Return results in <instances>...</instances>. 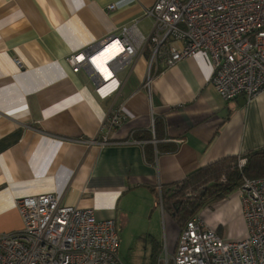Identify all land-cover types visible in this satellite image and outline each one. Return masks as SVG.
<instances>
[{"label": "crops", "instance_id": "crops-1", "mask_svg": "<svg viewBox=\"0 0 264 264\" xmlns=\"http://www.w3.org/2000/svg\"><path fill=\"white\" fill-rule=\"evenodd\" d=\"M124 2L113 12L106 7ZM155 0H0V233L21 229L16 201L53 194L63 206L113 219L142 249L126 264H156L174 254L179 225L161 214L154 190L181 182L227 157L264 148V91L224 101L211 85L201 54L171 67L158 64L143 87L148 50L118 74L121 86L100 100L85 69L67 58L94 47L121 25L137 21L147 37L153 21L143 10ZM16 62H19L17 65ZM124 122L100 140L114 110ZM236 192V191H235ZM237 192L195 215L223 239L245 236ZM137 252H133L136 253Z\"/></svg>", "mask_w": 264, "mask_h": 264}, {"label": "built area", "instance_id": "built-area-1", "mask_svg": "<svg viewBox=\"0 0 264 264\" xmlns=\"http://www.w3.org/2000/svg\"><path fill=\"white\" fill-rule=\"evenodd\" d=\"M122 4H110L106 10L113 12ZM142 15L153 21L149 36H143L133 21L67 58L73 73L88 72L98 99L118 92L117 74L145 49L146 89L158 64L168 68L201 54L211 66V85L224 101L240 95L250 100L264 91V0H155ZM124 120L120 110H114L101 125L100 140L83 143H111L109 133ZM244 164L240 158L238 169ZM235 191L245 222L243 238L223 239L193 215L179 227L173 256L156 264H264V177H243ZM157 192L162 209L161 186ZM198 195L195 190L184 193L185 198ZM16 210L22 227L0 233V264H124L117 253L113 219L98 220L90 209L63 206L53 194L20 198Z\"/></svg>", "mask_w": 264, "mask_h": 264}, {"label": "trees", "instance_id": "trees-1", "mask_svg": "<svg viewBox=\"0 0 264 264\" xmlns=\"http://www.w3.org/2000/svg\"><path fill=\"white\" fill-rule=\"evenodd\" d=\"M245 164L238 169V160ZM243 177L256 179L264 177V148L249 152L240 157H227L192 172L181 182L161 187L162 209L178 225L195 215L202 207L220 201L241 185ZM224 182H221V179ZM209 186V187H208ZM203 188L197 197H184L188 189ZM158 203V192L155 190Z\"/></svg>", "mask_w": 264, "mask_h": 264}, {"label": "rangeland", "instance_id": "rangeland-1", "mask_svg": "<svg viewBox=\"0 0 264 264\" xmlns=\"http://www.w3.org/2000/svg\"><path fill=\"white\" fill-rule=\"evenodd\" d=\"M188 190H193V189H188ZM201 190H203V188L195 189L196 193H199ZM233 193L235 194L236 192ZM156 210L159 213L160 219L158 222L155 219L152 225L155 226L156 228L158 227L161 229L162 220H161L160 212L162 211V214H166V212H164L163 209H161L160 205L156 207ZM180 226L181 225H179L178 227ZM138 238L139 237L136 235L132 236L131 233H127V232H124V234L122 233V240L120 242V247H119V255H120V259L124 264H126L124 262V259L128 260L129 256L131 255L137 256L138 255L137 251H139V249H142V242L141 240H138ZM133 252H137V254ZM122 256L124 257V259Z\"/></svg>", "mask_w": 264, "mask_h": 264}, {"label": "bare ground", "instance_id": "bare-ground-1", "mask_svg": "<svg viewBox=\"0 0 264 264\" xmlns=\"http://www.w3.org/2000/svg\"><path fill=\"white\" fill-rule=\"evenodd\" d=\"M108 57H109V55L108 54H106ZM111 56V55H110Z\"/></svg>", "mask_w": 264, "mask_h": 264}, {"label": "water", "instance_id": "water-1", "mask_svg": "<svg viewBox=\"0 0 264 264\" xmlns=\"http://www.w3.org/2000/svg\"><path fill=\"white\" fill-rule=\"evenodd\" d=\"M96 76H98V75H96Z\"/></svg>", "mask_w": 264, "mask_h": 264}]
</instances>
